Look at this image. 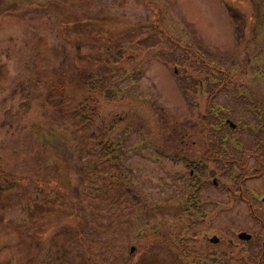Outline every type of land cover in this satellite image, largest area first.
Returning a JSON list of instances; mask_svg holds the SVG:
<instances>
[{
	"label": "rangeland",
	"instance_id": "obj_1",
	"mask_svg": "<svg viewBox=\"0 0 264 264\" xmlns=\"http://www.w3.org/2000/svg\"><path fill=\"white\" fill-rule=\"evenodd\" d=\"M212 63L260 95L264 0H0V264H192Z\"/></svg>",
	"mask_w": 264,
	"mask_h": 264
},
{
	"label": "flooded vegetation",
	"instance_id": "obj_2",
	"mask_svg": "<svg viewBox=\"0 0 264 264\" xmlns=\"http://www.w3.org/2000/svg\"><path fill=\"white\" fill-rule=\"evenodd\" d=\"M201 64L196 59L193 65ZM207 71L208 83L215 84L206 88L207 113L211 115V125L205 128L211 136L205 149L208 155L187 162L192 192L185 201L187 206L180 207L208 222L203 244L193 243L192 264H264V89L255 97L249 95L247 82L237 80L232 85L231 79L215 74L227 70L212 63ZM229 85L254 125L246 119L239 125L244 117L233 122L235 108L229 105H213L212 98Z\"/></svg>",
	"mask_w": 264,
	"mask_h": 264
},
{
	"label": "trees",
	"instance_id": "obj_3",
	"mask_svg": "<svg viewBox=\"0 0 264 264\" xmlns=\"http://www.w3.org/2000/svg\"><path fill=\"white\" fill-rule=\"evenodd\" d=\"M84 108H86V107H84ZM92 137H94V135L92 136ZM98 142L100 141V139L99 140H97ZM97 142V143H98ZM99 143H103V142H99ZM115 147V148H114ZM113 149H115L116 150V146H112L111 144H110V148L109 149H107V148H102L101 150H102V152L103 153H105V155H104V159H106V162L108 161V162H112L111 164H110V167H108V168H110V170L109 171H107L108 173H106L105 175L106 176H108L110 173H111V177H112V179L114 178H116L117 180H116V182L118 181V179H119V175H120V173H118V175L116 176H114L113 175V173H114V171H111V169L112 170H117V169H119L118 167H117V169H116V156H115V154L112 152L113 151ZM108 150H111V151H108ZM113 153L112 154V156H110V157H108L107 156V154L108 153ZM107 153V154H106ZM110 153V154H111ZM103 159V160H104ZM107 168V169H108ZM119 171V170H118ZM115 174V173H114ZM103 178L105 177V176H102ZM17 179L16 178H13L12 176H10V175H7V174H5V173H3V172H1L0 171V202H1V200H2V198H3V195L7 192V191H10L12 188H14L15 187V185H17V182L19 181H17ZM105 181V180H104ZM119 190H122L123 189V186H121L120 184H119ZM37 192H38V194H48V193H45V192H43V190H37ZM123 194H124V192H123Z\"/></svg>",
	"mask_w": 264,
	"mask_h": 264
},
{
	"label": "water",
	"instance_id": "obj_4",
	"mask_svg": "<svg viewBox=\"0 0 264 264\" xmlns=\"http://www.w3.org/2000/svg\"><path fill=\"white\" fill-rule=\"evenodd\" d=\"M133 250H134V247L132 246L131 249H130V251H133Z\"/></svg>",
	"mask_w": 264,
	"mask_h": 264
}]
</instances>
